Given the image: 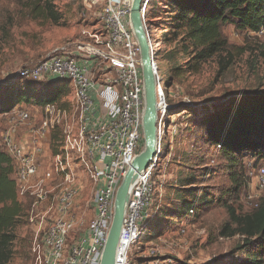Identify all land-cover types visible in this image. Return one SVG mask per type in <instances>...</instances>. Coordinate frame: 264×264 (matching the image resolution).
Masks as SVG:
<instances>
[{
    "label": "built area",
    "instance_id": "1",
    "mask_svg": "<svg viewBox=\"0 0 264 264\" xmlns=\"http://www.w3.org/2000/svg\"><path fill=\"white\" fill-rule=\"evenodd\" d=\"M81 2L88 11L94 12L101 30H83L87 36L85 41L63 46L34 65L22 67L18 73L21 79L57 78L71 83L77 133H72L67 122V109L54 103L41 108L43 117L38 125L32 123L29 111L5 112L15 114L17 120H10L1 145L12 157L16 189L20 194L31 189L33 197L28 222L35 233L31 247L34 264H100L117 188L143 142V79L139 46L129 25L130 0ZM147 3L148 0H143V21ZM253 33L261 36L264 28ZM147 34L149 36L148 31ZM149 44L155 79L158 143L151 161L131 187L114 264L162 263L151 248L141 255L140 262L130 256L131 248L144 234L145 224L152 217L149 212L154 196L153 173L167 127L171 125L169 112L175 106L167 101L168 92L165 93L158 75L157 48L152 46L150 38ZM20 123L26 126L22 139L17 138ZM62 123L68 130H64V139L59 138L58 151L51 157L53 167L39 176L42 141ZM73 158L93 182L91 212L87 219L78 218L72 212L80 194L79 183L69 175V172L74 173L70 163ZM53 171L63 180L45 190L42 183L53 179ZM255 178L260 198L264 196V167L258 168Z\"/></svg>",
    "mask_w": 264,
    "mask_h": 264
},
{
    "label": "rangeland",
    "instance_id": "2",
    "mask_svg": "<svg viewBox=\"0 0 264 264\" xmlns=\"http://www.w3.org/2000/svg\"><path fill=\"white\" fill-rule=\"evenodd\" d=\"M18 4L16 0H0V86L11 84L22 80L19 77V70L22 67L32 66L38 61L47 58L49 55L57 53L63 46L74 42L85 41L87 36L82 33L87 31H100L101 23L93 14L82 4L81 0H54L53 4L56 10L61 14L60 24H52L40 19H33L28 11L29 5ZM166 0H152V15L150 25L147 24L150 42L156 47L159 56L157 57L158 75L162 79L165 93L168 92L167 101L172 103L174 109L169 112L172 122L167 128V133L162 141L161 155L157 161V167L153 173L154 196L152 206L149 212L150 219L145 224L144 234L138 242L131 248V259L135 260L138 256L145 254L148 249H152L153 254L161 260V264H230L239 260L243 252L241 246L242 238L239 235L223 237L219 235L226 219V209L219 202H212L210 206L202 210L200 215L193 219V216L179 219L161 213V209H166L173 200L175 192L171 187L177 183L178 171H186L181 164H189L196 173L207 168H216L222 163L221 157L213 153V147H208V151L194 150L191 157L185 149L189 148V134L185 133L187 118L190 116L182 114L183 105L193 103L200 114H205L213 110L220 101L222 95L233 90H255L264 91V56L260 54L258 46L264 43V34L256 36L249 31L239 32L233 26H227L224 29L228 41L232 45L230 50L234 55L233 65L221 76L215 79L217 70L216 58L204 62L201 67L186 71L180 81L173 84L169 80V67L166 58V52L169 50L165 44L164 37L170 30L169 21L164 9ZM152 27V32L150 28ZM243 47L245 49H241ZM166 58V59H165ZM189 59L186 53L179 57L182 64ZM57 78H49L36 85V88L43 86L53 87L65 86L69 92L64 95L59 102L58 107L66 108L69 115L67 122L70 124L72 133H77V112L74 108L73 87L69 81L59 79L58 83L53 81ZM61 84V85H60ZM259 84H261L259 86ZM243 94L232 95L231 98H237ZM231 96V95H228ZM217 98L220 100H217ZM225 98V97H224ZM201 103H206L201 105ZM55 104V103H54ZM33 105V104H32ZM27 105L26 111L32 114V123L38 125L43 117V110L39 106ZM22 110V109H21ZM182 112H185L182 111ZM191 118V117H190ZM194 118V116L192 117ZM17 120L15 114H0V143L3 133L7 130L10 120ZM193 120V119H192ZM192 130L193 125H189ZM195 127V126H194ZM66 127L62 123L55 132L46 135L42 141L43 153L40 155L39 176H43L53 167L52 140H56L55 145L58 151V140L63 135ZM26 126L20 123L17 130V138L22 139ZM178 132V134H177ZM177 134V135H176ZM176 135V136H175ZM71 136V135H70ZM186 142V143H185ZM198 147L207 146L202 141L197 143ZM142 149V147H141ZM140 149V150H141ZM139 150V151H140ZM188 150V149H187ZM7 152V151H6ZM212 152V153H211ZM8 153V152H7ZM9 154V153H8ZM55 154V153H54ZM10 155V154H9ZM186 156L188 158H186ZM202 158V161L195 159ZM195 160V161H194ZM244 176L245 187L240 191L236 201L230 202L237 212H246L255 207L259 190L255 174L258 168L264 167V160L259 162L251 156L244 157ZM73 174L75 182L79 183L80 194L75 201L72 212L78 218H89L90 201L92 195L93 182L91 178L77 167V159L73 158ZM14 168V167H13ZM53 179L44 180L43 188L49 189L59 184L63 178L52 172ZM201 178V177H200ZM227 177L216 171L215 176L209 177L201 186H210V193L217 196L218 191L225 188L228 184ZM178 186V184L176 185ZM19 201L24 204L25 216L21 219L15 229L16 239L13 242V254L10 264H34L31 256V247L35 238L33 227L28 222V214L33 197L30 195L31 189L20 194L16 189ZM169 213V212H168ZM170 214V213H169ZM162 217L168 221H164ZM171 220V221H170ZM243 256V255H242Z\"/></svg>",
    "mask_w": 264,
    "mask_h": 264
},
{
    "label": "trees",
    "instance_id": "3",
    "mask_svg": "<svg viewBox=\"0 0 264 264\" xmlns=\"http://www.w3.org/2000/svg\"><path fill=\"white\" fill-rule=\"evenodd\" d=\"M53 1L16 0L22 6H24L22 2L29 5L28 11L33 19L41 18L52 24H60L62 17ZM151 1L148 0L144 12V23L147 28L155 13V10L152 12L150 10ZM166 1L164 12L170 30L164 41L169 49L166 58L171 84L180 81V77L186 71L198 70L204 62L212 58H216L217 62L214 78L220 79L234 63V55L230 50L232 45L224 32L225 27L230 25L236 31L246 34L264 28V0ZM258 48L261 50L260 54L264 56V43ZM185 53L189 59L182 64L179 57ZM44 81L46 80L28 79L21 83L19 80L0 86V114L13 109L26 110L29 104L39 106L41 109L46 104H56L69 92L65 82L63 86L54 84L50 88L46 85L36 88V85ZM59 81L61 80H55L53 83ZM240 92L245 94L212 106L213 110L205 114L197 112V109L202 107L194 104L183 105L181 113L188 116L190 114L185 128V133L189 134L187 145L192 141L188 145V150L185 149L186 152L191 157L194 150L205 152L209 150L208 147H213L210 151L217 153L222 163L218 169L207 168L197 173L189 164H181L186 171H178L177 183L171 186L175 192L174 198L167 208L161 209L160 212L174 219L181 220L190 217L189 215L195 219L202 210L217 201L227 211L219 235L223 237L239 235L243 241L241 246H237L242 249L243 256L230 264H264V196L257 200L254 208L246 212H237L230 204L238 199L240 191L245 187L244 157L251 156L257 162L264 160V91L233 90L223 94L221 98ZM184 110L185 112H182ZM171 122L172 119L169 120V123ZM190 123L193 125L192 130ZM54 141L56 140L53 138L51 144L53 154L57 152ZM200 141L207 146L198 147L197 143ZM141 147L142 143L139 150ZM195 160L202 161V158ZM216 171H221L229 182L224 189L218 191L217 196L209 192L210 186H201L209 177L215 176ZM25 207L17 195L12 157L0 143V264H10L13 242L16 239L15 229L21 219L24 216L26 218ZM162 219L166 221L163 217ZM135 260L140 262L142 258L138 256Z\"/></svg>",
    "mask_w": 264,
    "mask_h": 264
},
{
    "label": "water",
    "instance_id": "4",
    "mask_svg": "<svg viewBox=\"0 0 264 264\" xmlns=\"http://www.w3.org/2000/svg\"><path fill=\"white\" fill-rule=\"evenodd\" d=\"M142 3L143 0H130L129 13V25L140 50V64L143 79L144 106L142 115V149L134 157L117 188L114 198L113 218L102 250L100 264H114L115 262L116 246L119 240L131 187L138 174L143 171L151 161L156 152L158 143L155 79L151 65V46L149 44V36L141 13ZM231 97L232 95L226 96L220 101L226 102ZM205 104L206 103H201V105Z\"/></svg>",
    "mask_w": 264,
    "mask_h": 264
}]
</instances>
